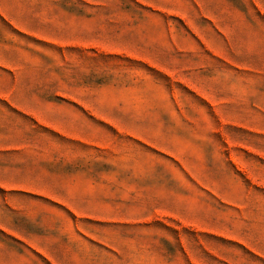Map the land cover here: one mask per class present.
I'll use <instances>...</instances> for the list:
<instances>
[{
	"label": "rangeland",
	"instance_id": "1",
	"mask_svg": "<svg viewBox=\"0 0 264 264\" xmlns=\"http://www.w3.org/2000/svg\"><path fill=\"white\" fill-rule=\"evenodd\" d=\"M74 1L0 0V94L56 102L0 117L44 189L0 223L59 264H264V0Z\"/></svg>",
	"mask_w": 264,
	"mask_h": 264
},
{
	"label": "crops",
	"instance_id": "2",
	"mask_svg": "<svg viewBox=\"0 0 264 264\" xmlns=\"http://www.w3.org/2000/svg\"><path fill=\"white\" fill-rule=\"evenodd\" d=\"M79 5V7H88L92 9L91 5H87L88 2L77 0L74 1V6ZM56 7L65 14H71L76 17H83L87 19L85 15L86 11H71L69 7L63 5L62 3H56ZM8 6L6 3H0V9ZM14 7L22 8L25 5L21 3H13ZM83 12V13H82ZM91 15V14H90ZM12 23L18 28L20 24L16 21ZM11 51L12 49H0V52ZM36 102L43 104L44 108L48 110H54L56 102L50 99H40V98H30L28 96H17V95H7L0 94V117H4L8 113L24 116H39V109H30L26 104L30 102ZM4 124H0V127H4ZM5 135L0 133V159L8 157V159H13L14 157L20 158V153H28L31 158L34 159L33 170L30 171L33 176H36V155L31 154L36 152L37 146H29L11 143L4 140ZM19 165L15 164H0V187H5L10 190H22L24 192H29L33 194L44 193V189L41 187H36L38 181L35 178H21L22 175L19 170ZM16 177V178H15ZM45 240L39 239V235H33L29 237L28 230H24V227L16 224H1L0 223V264H45L44 258L47 256L49 264H59V255L55 257V254L46 255L44 251ZM52 244H55L53 241ZM59 242L57 246L59 247Z\"/></svg>",
	"mask_w": 264,
	"mask_h": 264
}]
</instances>
